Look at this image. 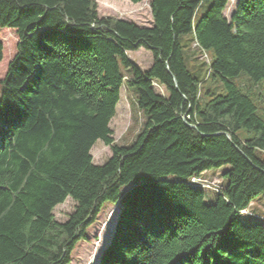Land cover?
I'll return each mask as SVG.
<instances>
[{"label": "trees", "instance_id": "16d2710c", "mask_svg": "<svg viewBox=\"0 0 264 264\" xmlns=\"http://www.w3.org/2000/svg\"><path fill=\"white\" fill-rule=\"evenodd\" d=\"M229 3L150 0L152 23L140 26L99 16L95 0H0V31L16 35L7 62L0 36V264H69L106 203L119 209L96 264H264V216L237 217L264 191V115L235 82L264 86V0H234L225 16ZM187 34L212 53L222 92L201 97ZM140 48L145 70L127 56ZM123 85L143 123L118 145L109 124ZM98 140L111 152L102 164ZM222 167L217 190L190 182ZM67 198L74 209L59 222Z\"/></svg>", "mask_w": 264, "mask_h": 264}, {"label": "rangeland", "instance_id": "374dc122", "mask_svg": "<svg viewBox=\"0 0 264 264\" xmlns=\"http://www.w3.org/2000/svg\"><path fill=\"white\" fill-rule=\"evenodd\" d=\"M99 16H111L127 21H132L140 26H150L152 23L151 10L149 1L142 0L138 3H132L129 0H95ZM234 0H230L229 7L224 10V15L228 16ZM207 3L196 13L199 18L206 10ZM0 36L4 42V52L6 62L9 61L15 53L16 35L13 30L3 29ZM191 34L180 36V43L184 54L187 56L188 68L194 74L201 78L199 84V92L202 94L207 90H222L219 78H212L208 74L210 59L212 53L210 51L203 52L197 48L195 43H191ZM128 58L137 65L141 70H145L151 63V54L149 51L140 48L133 52H127ZM5 73V64L0 65V78ZM235 82L245 91L250 93L256 103L260 114L264 115V86L262 84L255 85L245 74L235 79ZM155 91L165 94L163 87L154 86ZM222 92V91H221ZM143 123L142 114L135 107V94L133 89L123 85L120 89V99L116 105L114 117L111 119L109 127L112 130V137L116 144L127 145L132 141L135 134L140 130ZM240 136H245V132L241 130ZM111 152L108 146L104 145L100 140L96 141L91 149V155L95 164H102ZM225 167L220 169H211L205 171L200 178V183L205 184L202 188H212L216 190L217 184H224L225 179L222 172ZM175 179V176H171ZM205 182V183H204ZM213 185L215 187H213ZM215 197L212 191H206V202H210ZM74 201L67 198L63 203L58 204L53 214L57 221L64 222L68 215L74 209ZM119 209L118 204L106 203L103 205L96 221L86 230V241H79L72 253L69 264H96L101 250L106 246L111 236V231ZM257 215L264 216V191L258 194L251 204L237 217L245 224H253L260 222Z\"/></svg>", "mask_w": 264, "mask_h": 264}, {"label": "bare ground", "instance_id": "6f19581e", "mask_svg": "<svg viewBox=\"0 0 264 264\" xmlns=\"http://www.w3.org/2000/svg\"><path fill=\"white\" fill-rule=\"evenodd\" d=\"M190 182L191 183H194V184H197V181L196 180H190ZM205 183V182H204ZM198 185L200 186V187H202V186H204L205 184H203V183H200V181H198ZM205 188V187H204ZM212 189V188H211ZM217 190V189H216Z\"/></svg>", "mask_w": 264, "mask_h": 264}, {"label": "built area", "instance_id": "2783aa9c", "mask_svg": "<svg viewBox=\"0 0 264 264\" xmlns=\"http://www.w3.org/2000/svg\"><path fill=\"white\" fill-rule=\"evenodd\" d=\"M201 177L198 178H191L190 180H196L197 181V186H198V181L200 180ZM214 186V185H213Z\"/></svg>", "mask_w": 264, "mask_h": 264}]
</instances>
